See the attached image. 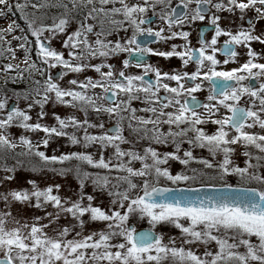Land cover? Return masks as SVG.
Returning <instances> with one entry per match:
<instances>
[{
  "label": "snow or ice",
  "instance_id": "6c2138e0",
  "mask_svg": "<svg viewBox=\"0 0 264 264\" xmlns=\"http://www.w3.org/2000/svg\"><path fill=\"white\" fill-rule=\"evenodd\" d=\"M0 20V264H264V0Z\"/></svg>",
  "mask_w": 264,
  "mask_h": 264
},
{
  "label": "rangeland",
  "instance_id": "374dc122",
  "mask_svg": "<svg viewBox=\"0 0 264 264\" xmlns=\"http://www.w3.org/2000/svg\"><path fill=\"white\" fill-rule=\"evenodd\" d=\"M18 22L23 23L22 21H18ZM4 24H5V21L4 20H0V27H3Z\"/></svg>",
  "mask_w": 264,
  "mask_h": 264
}]
</instances>
